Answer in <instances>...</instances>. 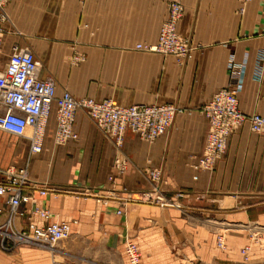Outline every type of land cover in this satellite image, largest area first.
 <instances>
[{
	"label": "crops",
	"instance_id": "1",
	"mask_svg": "<svg viewBox=\"0 0 264 264\" xmlns=\"http://www.w3.org/2000/svg\"><path fill=\"white\" fill-rule=\"evenodd\" d=\"M170 1L12 0L6 8L0 70L13 46L27 48L40 63L39 78L54 80L58 95L67 90L75 98L184 111L153 143L127 131L121 149L81 112L74 122L78 140L62 146L54 144L52 114L40 153L30 151L28 138L0 131V183L7 169L26 168L33 183L56 191L36 194V206L56 220L76 221L50 264H127L126 238L143 264H264V245L253 241L254 235L264 238V137L243 125L212 171L194 168L208 129L201 109L228 87L232 67L243 84L241 112L264 117V1L182 0L177 32L195 48L182 65L135 49L157 43ZM119 156L128 161L121 175L114 168ZM152 170L161 171L163 195L177 207L141 199L152 190ZM33 208L22 207L26 216L16 220L18 228ZM4 220L0 215V224ZM222 231L225 251L215 244ZM249 244L244 262L240 250Z\"/></svg>",
	"mask_w": 264,
	"mask_h": 264
},
{
	"label": "built area",
	"instance_id": "2",
	"mask_svg": "<svg viewBox=\"0 0 264 264\" xmlns=\"http://www.w3.org/2000/svg\"><path fill=\"white\" fill-rule=\"evenodd\" d=\"M11 1L0 0V54L3 52L2 24L9 21L6 8ZM252 1L240 0L242 5ZM183 14V1L171 0L157 43L137 44L135 49L172 56L179 65L184 64L191 58L195 48L177 32V24ZM40 68V63L30 50L13 46L0 70V131L28 138L32 153L41 152L52 114L56 121L55 145L62 146L78 140L74 122L76 114L81 112L106 139L113 142L116 149H121L127 131L143 142L153 143L167 132L177 115L184 113L183 109L170 104L123 106L112 99L96 101L86 97L75 98L67 90L58 95L54 80L39 78ZM230 74L228 87L218 91L201 109L207 119L208 129L195 169L212 171L225 154L229 137L243 125H248L251 133L264 137V117L241 112L238 95L243 88L242 80L234 67ZM260 97L264 100V91ZM27 131H30L28 136ZM127 167V159L122 156L115 158L114 168L118 175L125 173ZM3 174L5 177L0 183V198L4 199L3 204H0V215H5L4 222L0 224V248L3 253L12 252L16 246L54 249L59 242L70 237L71 224L76 221L56 220L50 211L36 206V194L41 197L49 192L55 193V190L33 183L26 168L11 167ZM148 175L154 184L152 190L144 193L141 199L164 208L177 207L175 201L163 195L161 171L152 170ZM109 180L115 184V178L110 177ZM175 195L180 198L182 192H176ZM27 205L34 206L30 215L40 217L43 225L34 223L30 216L23 228L17 227L16 220L26 216L22 207ZM117 213L121 214V211ZM253 241L258 242L257 235L253 236ZM215 244L219 250L225 251V235L218 234ZM251 249L249 244L240 250L244 262L250 260ZM124 252L127 264H143L137 245L129 238L124 241Z\"/></svg>",
	"mask_w": 264,
	"mask_h": 264
},
{
	"label": "rangeland",
	"instance_id": "3",
	"mask_svg": "<svg viewBox=\"0 0 264 264\" xmlns=\"http://www.w3.org/2000/svg\"><path fill=\"white\" fill-rule=\"evenodd\" d=\"M220 234H223L226 236L225 231H222ZM260 237L261 236L258 235L257 239ZM258 242H260V244L263 243L264 245V238L262 242L258 239ZM23 248H25L24 250H29V251L30 249L34 250L35 255L30 256V257H24L21 252V249ZM53 250H55V248L47 249V248H35V247H29V246H18V247L16 246L12 252L3 253V251L0 248V264H37L38 262H40L41 264L43 263L50 264L49 256L51 257ZM45 252H49V254H45ZM44 255L46 257L42 258L44 257Z\"/></svg>",
	"mask_w": 264,
	"mask_h": 264
},
{
	"label": "bare ground",
	"instance_id": "4",
	"mask_svg": "<svg viewBox=\"0 0 264 264\" xmlns=\"http://www.w3.org/2000/svg\"><path fill=\"white\" fill-rule=\"evenodd\" d=\"M30 250H31V249H30ZM32 253H34V252L29 251V250H24V249H23V251H22V254H23L24 257H29V254L32 255Z\"/></svg>",
	"mask_w": 264,
	"mask_h": 264
}]
</instances>
